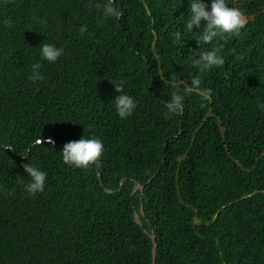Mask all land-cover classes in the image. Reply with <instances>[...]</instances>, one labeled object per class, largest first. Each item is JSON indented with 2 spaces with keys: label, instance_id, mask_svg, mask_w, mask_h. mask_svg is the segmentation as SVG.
Segmentation results:
<instances>
[{
  "label": "trees",
  "instance_id": "trees-1",
  "mask_svg": "<svg viewBox=\"0 0 264 264\" xmlns=\"http://www.w3.org/2000/svg\"><path fill=\"white\" fill-rule=\"evenodd\" d=\"M103 3L0 0V264H151L150 235L155 264H264V0H225L247 23L209 44L204 21L185 28L191 0H114L119 18ZM210 49L222 66L193 64ZM193 77L209 100L185 94ZM174 92L183 111L168 113ZM119 94L136 105L125 118ZM82 138L101 157L65 164Z\"/></svg>",
  "mask_w": 264,
  "mask_h": 264
},
{
  "label": "clouds",
  "instance_id": "clouds-1",
  "mask_svg": "<svg viewBox=\"0 0 264 264\" xmlns=\"http://www.w3.org/2000/svg\"><path fill=\"white\" fill-rule=\"evenodd\" d=\"M114 0H106V3L98 5L103 9L104 18L122 16V12L113 6ZM191 17L185 25L187 31H193L194 26L199 29L201 22L204 21V30L197 38L198 43L203 42L209 44L215 37L222 33H237L242 29L247 19L244 14L236 8H229L226 6L225 0H212L211 11L206 10V5L202 3V0H191L190 6ZM87 30V26L80 28V33L83 34ZM176 38H180V33H176ZM41 56L48 62H55L57 58L62 54V49H57L50 44H42ZM193 64L203 65L205 68L211 66H222L224 59L218 55L217 49H210L202 51L200 58L194 60ZM41 65L39 63L32 66V75L30 79L33 81L40 80L42 77L39 74ZM200 79L193 77L191 86H185V94H191L198 92L204 100H209L211 96V90H200ZM115 91L117 93L123 92L122 84H114ZM175 86V85H174ZM115 105L118 115L121 118H125L132 114L133 109L136 107L133 98L127 94H119L115 97ZM168 113H179L183 111V96L177 93H173L171 100L165 105ZM260 107L264 109V104ZM52 141L49 140V143ZM44 143L43 140H37L36 144ZM104 150V146L99 139H85L82 138L78 141H71L64 145L62 150V158L65 164L75 165L76 167L87 168L90 164L96 163L101 157ZM25 172L30 176L31 181L27 184L26 190L35 194L37 192H43L44 183L46 179V173L38 168L31 166L30 164L24 165Z\"/></svg>",
  "mask_w": 264,
  "mask_h": 264
},
{
  "label": "water",
  "instance_id": "water-1",
  "mask_svg": "<svg viewBox=\"0 0 264 264\" xmlns=\"http://www.w3.org/2000/svg\"><path fill=\"white\" fill-rule=\"evenodd\" d=\"M98 175V174H97ZM124 180V178H121L119 180V186L121 185L122 181ZM137 188H141V186L138 184L137 181L133 182V187H132V191H135ZM104 191L106 192H111L112 190L108 189V188H104ZM133 217H134V221L141 226V222L138 218V215L136 214V212H133ZM143 231L145 232V230L143 229ZM150 239H151V264H155L154 263V258H155V243H154V237L153 235H150Z\"/></svg>",
  "mask_w": 264,
  "mask_h": 264
}]
</instances>
